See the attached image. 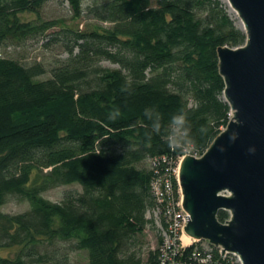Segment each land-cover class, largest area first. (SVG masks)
I'll return each mask as SVG.
<instances>
[{"label": "trees", "instance_id": "16d2710c", "mask_svg": "<svg viewBox=\"0 0 264 264\" xmlns=\"http://www.w3.org/2000/svg\"><path fill=\"white\" fill-rule=\"evenodd\" d=\"M49 1L0 0V45L55 26L20 18ZM64 1L96 25L61 26L53 39L68 57L50 77L40 79L42 64L0 57V208L14 196L30 203L0 210V264H75L76 250L88 264H161L160 228L146 259L138 245L157 225L147 216L152 183L186 153L203 155L228 124L217 49L244 45L246 34L221 0ZM68 184L82 190L43 196Z\"/></svg>", "mask_w": 264, "mask_h": 264}, {"label": "water", "instance_id": "95a60500", "mask_svg": "<svg viewBox=\"0 0 264 264\" xmlns=\"http://www.w3.org/2000/svg\"><path fill=\"white\" fill-rule=\"evenodd\" d=\"M246 43L217 49L231 118L202 156L179 168L185 232L243 264H264V0H229ZM225 210L230 218L219 220Z\"/></svg>", "mask_w": 264, "mask_h": 264}, {"label": "rangeland", "instance_id": "374dc122", "mask_svg": "<svg viewBox=\"0 0 264 264\" xmlns=\"http://www.w3.org/2000/svg\"><path fill=\"white\" fill-rule=\"evenodd\" d=\"M88 1L89 0L84 1L85 6ZM222 3L228 10L230 18L233 19L235 24L239 27V20L231 16L230 9L226 5L225 1H222ZM83 15L84 16L82 18L75 19L70 5H68V3L64 0L49 1L44 5L38 14H34L30 11L21 13L20 18L25 22L31 21L39 23L42 21H54L56 22V25L44 34L29 37V39L24 42H7V44L0 45V57L14 58L29 67L30 65L42 64L47 72L41 75L40 79L50 77L52 74V68L60 64L61 61L68 57L67 49L60 42L53 39V37L61 31V26H73L75 29L83 31L86 28L96 25V21L89 15L86 13ZM106 24L107 23H104V25ZM105 65L110 66L111 64L106 62ZM188 153L191 154V152ZM145 164L150 166L148 161ZM70 189L82 190L80 185L68 184L58 186L54 189H49L43 193V196L51 201H62L64 193ZM29 207L30 203L26 199L22 200L14 196V198L8 200L4 206L0 208V210L3 213L5 212L15 215L17 213L26 212ZM145 229L146 230L139 237L140 243L138 245L144 252V258L146 259L149 250L157 249L160 231L159 228H157V225L155 226L154 224H149ZM71 255L75 264H88L89 254L87 251L76 250L72 251Z\"/></svg>", "mask_w": 264, "mask_h": 264}, {"label": "built area", "instance_id": "2783aa9c", "mask_svg": "<svg viewBox=\"0 0 264 264\" xmlns=\"http://www.w3.org/2000/svg\"><path fill=\"white\" fill-rule=\"evenodd\" d=\"M191 154L196 157L202 156L199 153L191 152ZM184 156L179 157L173 170L167 168L165 174L157 177L152 183L157 205L155 210L147 213V216L151 218L150 216L153 215L164 239L160 246L161 264H243L241 257L236 253L227 252L223 254L221 248L211 245L206 240L200 246L198 244L201 241L195 239L190 244L185 242L183 237L186 235L185 226L188 223V214L182 205L183 195L179 184V168ZM174 180H177V190ZM163 218L166 220V227L163 225ZM191 246H194L191 255L193 260L187 262L183 259V255ZM213 247L219 250V257L215 256V248Z\"/></svg>", "mask_w": 264, "mask_h": 264}, {"label": "bare ground", "instance_id": "6f19581e", "mask_svg": "<svg viewBox=\"0 0 264 264\" xmlns=\"http://www.w3.org/2000/svg\"><path fill=\"white\" fill-rule=\"evenodd\" d=\"M222 1H225L226 5L228 6V8L230 9V14L233 18H236L239 20V27H243V22H242V19H240L239 17V14L237 12V10L235 8H232V6L230 5V2L229 0H222ZM185 242L187 244H190L191 241H194V238H192L191 236H188L187 234L183 237Z\"/></svg>", "mask_w": 264, "mask_h": 264}]
</instances>
